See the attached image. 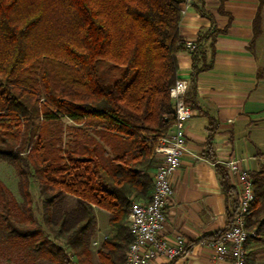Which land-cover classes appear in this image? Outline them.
Here are the masks:
<instances>
[{"label":"trees","instance_id":"trees-1","mask_svg":"<svg viewBox=\"0 0 264 264\" xmlns=\"http://www.w3.org/2000/svg\"><path fill=\"white\" fill-rule=\"evenodd\" d=\"M182 1L0 0V160L16 169L26 198L29 162L45 194L48 228L62 244L44 234L29 211L15 217L1 183L0 243L23 240L32 257L54 264H124L132 239L130 204L149 199L155 148L174 122L169 88L177 77L178 53L185 50L190 57L185 100L192 109L196 76L212 66L215 38L225 31L213 22L186 48L178 27ZM253 29L258 30V16ZM55 47L62 56L54 55ZM215 128L210 119L209 132ZM216 170L226 225L198 240L219 239L237 206L228 173L219 165ZM249 176L254 199L247 240L264 242V162ZM63 193L75 205L51 217L48 209ZM93 206L109 211L113 231L100 242L96 263L90 248Z\"/></svg>","mask_w":264,"mask_h":264},{"label":"crops","instance_id":"crops-1","mask_svg":"<svg viewBox=\"0 0 264 264\" xmlns=\"http://www.w3.org/2000/svg\"><path fill=\"white\" fill-rule=\"evenodd\" d=\"M219 4L220 0H191L178 24L184 40H194L213 22L225 28L215 38L212 66L198 72L195 79L196 107L185 124L187 151L171 175L174 192L165 208L161 231L168 237L181 234L192 244L180 257L169 260L157 256L150 264H227V260L215 257L214 248L206 240H198L223 228L227 221V203L216 165L226 170L222 162L235 158L250 172L264 162V39L260 38L264 0H224L223 12ZM196 6H202L213 19L201 15ZM178 64V74L189 78L187 51L178 53ZM210 119L216 124L212 133L208 129ZM229 179L235 187L234 179ZM93 208L96 237L92 236L91 244L97 241L99 246L113 231L108 223L109 211ZM245 245L249 264H264V242L247 240Z\"/></svg>","mask_w":264,"mask_h":264},{"label":"built area","instance_id":"built-area-1","mask_svg":"<svg viewBox=\"0 0 264 264\" xmlns=\"http://www.w3.org/2000/svg\"><path fill=\"white\" fill-rule=\"evenodd\" d=\"M191 0L181 2V15ZM185 47H194L193 39L185 40ZM189 78L179 75L169 88L173 100L174 122L155 148L158 164L153 172V187L147 200H134L127 215L128 229L132 239L125 253L124 264H150L157 256L174 259L187 252L188 240L181 234L172 237L161 235L165 225V208L173 195L171 175L180 165L187 151L185 124L192 116V109L185 100ZM230 177L234 179L237 206L229 226L217 240H206L214 248L215 257L227 260V264H244L247 254L246 241L250 231L246 219L254 199L249 172L242 169L235 158L223 162ZM97 241H93L96 244Z\"/></svg>","mask_w":264,"mask_h":264},{"label":"rangeland","instance_id":"rangeland-1","mask_svg":"<svg viewBox=\"0 0 264 264\" xmlns=\"http://www.w3.org/2000/svg\"><path fill=\"white\" fill-rule=\"evenodd\" d=\"M260 29V25H259ZM261 39H264V28H262ZM54 55L62 56L61 50L57 47L53 50ZM24 168L28 172L30 182L28 184L29 196L24 197L19 189V175L16 169L0 160V183L5 186L8 191L12 214L19 218L31 213L34 223L38 226L44 234L52 238L54 241L62 244L61 238L53 236L49 230L46 221V209L44 206L45 194L40 188V184L33 176L32 168L28 161L24 164ZM75 205V198L71 194L63 193L53 201L49 207L51 217L57 215L61 210L72 209ZM0 210H1V197H0ZM1 221V220H0ZM95 233V229H94ZM94 236V235H93ZM96 236H94L95 238ZM98 244H91V259L94 263L97 261ZM0 264H54L52 261L38 257L34 258L26 247V242L18 239L3 240L0 243Z\"/></svg>","mask_w":264,"mask_h":264}]
</instances>
